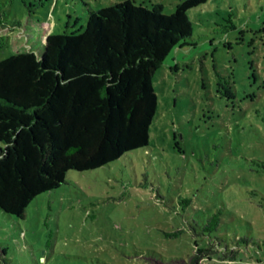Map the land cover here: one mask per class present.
<instances>
[{"label":"rangeland","instance_id":"374dc122","mask_svg":"<svg viewBox=\"0 0 264 264\" xmlns=\"http://www.w3.org/2000/svg\"><path fill=\"white\" fill-rule=\"evenodd\" d=\"M121 1L0 0V59L27 48L28 26L79 30L90 10ZM182 1L133 3L171 14ZM188 14L192 36L153 76L149 145L70 169L24 217L0 209V264H264V0H208ZM219 210L214 236L249 239L236 260L200 248L193 219Z\"/></svg>","mask_w":264,"mask_h":264},{"label":"trees","instance_id":"16d2710c","mask_svg":"<svg viewBox=\"0 0 264 264\" xmlns=\"http://www.w3.org/2000/svg\"><path fill=\"white\" fill-rule=\"evenodd\" d=\"M207 1L183 0L164 14L124 0L90 10L79 30L43 34L27 27V48L0 59L1 210L24 217L31 201L59 187L70 169L98 168L149 145L158 107L153 76L192 36L189 10ZM222 214L202 225L193 219L200 228L194 230L207 238L201 249L236 260L249 239L214 236Z\"/></svg>","mask_w":264,"mask_h":264}]
</instances>
